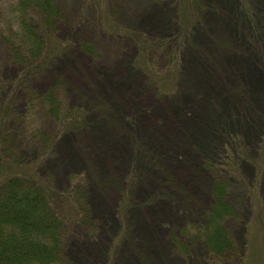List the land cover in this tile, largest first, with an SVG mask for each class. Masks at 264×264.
<instances>
[{
	"label": "rangeland",
	"instance_id": "374dc122",
	"mask_svg": "<svg viewBox=\"0 0 264 264\" xmlns=\"http://www.w3.org/2000/svg\"><path fill=\"white\" fill-rule=\"evenodd\" d=\"M54 1L32 27L45 54L62 50L11 110L26 135L43 128L20 167L46 150L37 175L88 214L65 226L60 263L264 264V0ZM16 48L0 36V100ZM50 90L85 124L60 135L39 102ZM221 208L217 254L204 228Z\"/></svg>",
	"mask_w": 264,
	"mask_h": 264
},
{
	"label": "trees",
	"instance_id": "16d2710c",
	"mask_svg": "<svg viewBox=\"0 0 264 264\" xmlns=\"http://www.w3.org/2000/svg\"><path fill=\"white\" fill-rule=\"evenodd\" d=\"M8 6L11 8L8 13L13 20L14 32L8 35V31L1 27L0 36L9 45L19 47L12 54L15 61L24 67L21 74L11 82V92L5 94V99L0 100V104L3 103L0 105V264H62L58 254L63 250L65 226L72 223L73 214L74 222L87 223L88 214L81 206L80 200H71L67 193H55L37 175L35 170L41 166L42 160H45L46 150L32 156L31 166L34 172H25L20 167L27 168L22 163V158L29 157V151L40 146L38 142L42 137L43 128L33 127L29 123L31 134L26 135L27 128L20 129L14 120L16 115L11 110L13 94L20 83L39 74L62 50L57 48L59 51H55L51 56L45 54L42 50L44 42L37 29L32 27L36 14L43 15L45 24H51L50 18L56 11V4L54 0H11ZM244 14L249 16L247 11H244ZM4 88L0 85V94H4ZM53 95L54 91L50 90L39 101L34 94L26 101L27 108L31 111L35 108L36 101H39L47 117L59 123L60 135L71 127L85 124L81 112L69 113L65 109L62 111V104H59ZM217 153L218 151L215 155ZM210 159L212 160L211 157ZM14 166H19L20 170ZM55 201L59 202V207ZM227 215L230 216L224 209H219L209 215L210 224L204 228V236H209L208 242L217 254L224 247L222 242L216 239L214 230L217 225L214 220L223 219Z\"/></svg>",
	"mask_w": 264,
	"mask_h": 264
},
{
	"label": "bare ground",
	"instance_id": "6f19581e",
	"mask_svg": "<svg viewBox=\"0 0 264 264\" xmlns=\"http://www.w3.org/2000/svg\"><path fill=\"white\" fill-rule=\"evenodd\" d=\"M153 15H154V13L152 12V14L150 15V18H155V17H153ZM137 78V77H136ZM187 124H189V123H187ZM189 128V127H188ZM140 226H141V224H140ZM84 249L87 251V252H90V251H92L93 249H91V246H89V245H85L84 246Z\"/></svg>",
	"mask_w": 264,
	"mask_h": 264
}]
</instances>
